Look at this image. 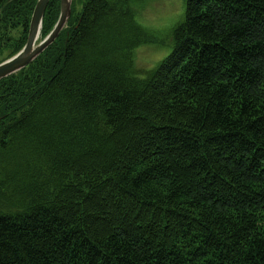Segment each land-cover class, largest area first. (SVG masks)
Instances as JSON below:
<instances>
[{"label": "trees", "instance_id": "trees-1", "mask_svg": "<svg viewBox=\"0 0 264 264\" xmlns=\"http://www.w3.org/2000/svg\"><path fill=\"white\" fill-rule=\"evenodd\" d=\"M144 1L73 0L0 81V264H264V0H183L142 73ZM36 2L0 0V62Z\"/></svg>", "mask_w": 264, "mask_h": 264}, {"label": "rangeland", "instance_id": "rangeland-1", "mask_svg": "<svg viewBox=\"0 0 264 264\" xmlns=\"http://www.w3.org/2000/svg\"><path fill=\"white\" fill-rule=\"evenodd\" d=\"M81 0H74V13L80 11ZM183 0H145L136 8L139 22L154 32L156 42L135 50V65L144 73L152 69L171 48V29L183 17Z\"/></svg>", "mask_w": 264, "mask_h": 264}, {"label": "water", "instance_id": "water-1", "mask_svg": "<svg viewBox=\"0 0 264 264\" xmlns=\"http://www.w3.org/2000/svg\"><path fill=\"white\" fill-rule=\"evenodd\" d=\"M49 1L37 0L24 46L17 53L0 62V81L19 72L34 61L67 27L72 14L73 0H60L59 15L55 25L44 38L40 37L43 17Z\"/></svg>", "mask_w": 264, "mask_h": 264}]
</instances>
